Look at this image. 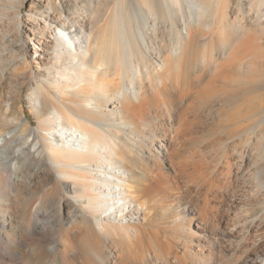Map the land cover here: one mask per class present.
<instances>
[{
  "label": "rangeland",
  "instance_id": "1",
  "mask_svg": "<svg viewBox=\"0 0 264 264\" xmlns=\"http://www.w3.org/2000/svg\"><path fill=\"white\" fill-rule=\"evenodd\" d=\"M5 1L0 5V136L9 130L15 132L19 118H25L29 130L17 134L15 142L28 140L34 132L35 139L44 144L41 128L52 100L62 103L55 100L57 88L50 85L46 71L53 63L51 52L45 48L52 36L47 38L32 28L34 15L30 7L37 1ZM197 1L208 3V10L199 8ZM171 2L160 0L164 13L163 7ZM254 2L182 0L172 11L176 16L175 29L166 27L171 21L163 22L151 35L153 26L148 22L147 36L139 37L141 44L151 47L147 49V61L159 65L160 75L152 80L143 73L139 85L131 86L132 90L141 86V97L133 98L135 118L130 116L127 120L148 134L137 124L136 116L156 121L155 115L159 114L157 133L161 145L155 141L150 152L143 149L142 159L150 170H162L167 175L165 182L156 178V184L173 189L170 194L142 196L139 201L145 206L140 214L124 223L136 228L137 237L144 241V245L136 246H144L146 264H163L164 260L167 264H220L225 256H232L230 249L239 241L223 237L221 230L238 221L240 228L235 235L243 237L247 226L241 221L252 219L264 208V6L255 13L251 6ZM103 4L96 5L99 18L110 7ZM19 5L22 13L16 15ZM34 17L40 20L39 16ZM177 39L184 53L174 52L178 58L173 60L166 46ZM7 41L23 44V55H10ZM176 48L175 44L172 50ZM20 58L26 60L22 62ZM165 59L168 62L162 69ZM38 84L45 93L42 106L33 94ZM85 91L93 92L89 87ZM65 96L64 103L71 104L73 98ZM86 105L83 104L85 108ZM117 106L115 100L107 104L106 110ZM90 116L102 119L95 112ZM129 121L123 127L131 132ZM178 163L185 165V172H176ZM34 168L0 171V264H61L57 258L65 240L63 229L74 221L65 213L57 219L56 201L61 195L72 200L80 220L86 217L83 207L88 200L76 199L68 181H61L58 193H50L55 182L29 171ZM237 198L247 202L244 209L234 202ZM258 218L264 226V212ZM4 220L10 223L5 228ZM255 230L254 227L252 233ZM46 237L56 238V243L52 245ZM109 244L102 243L103 256L99 261L103 264H113L120 252L115 246L109 248ZM52 248L56 249L57 258L51 253ZM85 248L83 240L74 241L71 254L76 256L77 264H85ZM209 253H214L216 259H202Z\"/></svg>",
  "mask_w": 264,
  "mask_h": 264
},
{
  "label": "bare ground",
  "instance_id": "2",
  "mask_svg": "<svg viewBox=\"0 0 264 264\" xmlns=\"http://www.w3.org/2000/svg\"><path fill=\"white\" fill-rule=\"evenodd\" d=\"M35 1L37 2H32L30 10L32 15L39 16L40 20L33 16L32 28L39 30L40 35L47 38L52 36V42L45 45V48L51 52L53 63L46 71L49 72L50 85L57 88L55 100L59 99L62 103L52 100L47 117L43 121L44 127H40L44 132L41 135L44 144L35 139L34 132H31L28 140L15 142L17 134L29 130V122L25 118H19L15 132L9 130L0 136V171L23 172L24 169L34 166L30 172L49 182H55L50 193H58V185L66 180L71 184L76 199L88 200V204L83 207L86 217L82 220L79 219V211L72 200L61 195L56 201L57 219L64 213L69 220L74 218V221L63 229L65 240L59 258L55 256L56 249H51L59 263L77 264L76 256L71 253L74 241L83 240L86 248L82 260L85 264H97L99 260L102 261L101 247L102 243L107 241L110 243L109 248L115 246L120 249L113 264H146L144 250L142 251L144 246H140L141 243L144 245V241L137 237L136 228L124 223L135 220L140 214L145 206L139 201L142 196L161 192L170 194L173 189L163 182L164 187L156 184V178L164 181L167 175H164L162 170L152 171L144 164L143 149L150 152L154 149L155 141H159L161 145L162 139L157 133L160 119L159 114L155 115L156 121H147L136 116L137 124L143 131L147 130L148 134L136 128L133 121L127 120L130 116L135 118L133 114L136 103L133 98L141 97V86L138 90H132L131 86L139 85L137 82L141 81L143 73L152 80H155L156 75H160L159 65L147 61V49L151 47L146 43L141 44L139 37L147 36L148 22L153 26L150 29L151 35L163 22L166 24L171 21L172 24L166 27L175 29L176 16L172 11L180 6L182 0H171L170 4L163 7L165 13L161 10L160 0ZM166 1L163 0V3ZM254 1L251 6L255 13H258L264 6V0ZM3 3L6 1L0 0V5ZM99 3H104L105 8L110 6L107 11L105 9V17L101 15L99 18L98 9L96 10ZM198 7L206 12L208 3L199 1ZM21 13L22 6L19 5L16 15ZM175 44L177 48L173 51ZM7 47L13 57L21 55L24 51L23 44L19 42L7 41ZM166 48L173 60L178 58L174 52L184 53L178 39L174 44L169 43ZM20 59L23 62L25 58ZM167 62L166 59L163 60L162 69ZM40 84L33 94L42 106L41 100L45 98V93ZM86 87L91 88L93 92L86 93ZM64 93L73 98L71 104L64 103ZM115 100L118 101L117 108L107 111V104ZM84 103L87 108L83 106ZM94 112L102 116V119H93L90 114ZM261 112L264 113V109ZM137 119L145 124L138 123ZM128 121L133 129L131 132L123 127ZM184 167L185 165L178 163L176 172H185ZM234 202L242 204L240 208L247 205V202L240 198L234 199ZM261 212H264V208ZM261 212L259 211L260 214ZM258 214L252 219L246 217L247 219L241 221V225L247 226L244 228L245 235L241 238L235 235V231L240 228L238 221L234 226L221 230L220 235L223 237L239 241L230 249L232 256H225L220 264H264V226L261 225ZM9 225V222L3 221V228ZM254 227L256 230L252 233ZM120 235L122 239L119 238ZM50 239L54 245L56 238ZM138 243L141 250L136 246ZM216 257L214 253H209L202 259ZM215 262L217 261L212 263ZM167 263V260L163 261V264Z\"/></svg>",
  "mask_w": 264,
  "mask_h": 264
}]
</instances>
